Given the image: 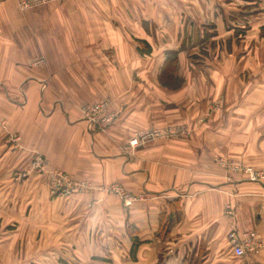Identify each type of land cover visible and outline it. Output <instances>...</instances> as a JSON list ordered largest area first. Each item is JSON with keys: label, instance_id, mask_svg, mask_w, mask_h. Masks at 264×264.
I'll return each mask as SVG.
<instances>
[{"label": "crops", "instance_id": "obj_1", "mask_svg": "<svg viewBox=\"0 0 264 264\" xmlns=\"http://www.w3.org/2000/svg\"><path fill=\"white\" fill-rule=\"evenodd\" d=\"M246 1L236 10L232 0L217 6L215 1L206 7L211 17L189 21L181 39L178 21L177 46L160 52L164 38L152 37L151 29L161 24L144 20L143 37L136 36V0H59L26 12L15 0H0V120L3 132L18 135L23 148L9 149L0 132V169H22L32 151L76 180L104 188L115 184L142 196L124 212L104 192L68 199L82 213L80 226L74 221L71 227L112 235L111 251H119L114 246L120 236L127 264H264V51H247L248 44L262 48L264 36L260 30L251 40L235 37V25L212 18L218 9L227 18L232 10L252 14L246 23L263 32V6L258 14L252 10L259 5ZM120 11L126 18H119ZM215 24H227V35L216 38L202 30ZM183 42L206 49L194 47L187 55L179 47ZM238 43L245 51H232ZM189 59L201 60V67L186 72ZM167 75L179 83L176 88L160 83ZM100 102L117 118L106 133H91L79 108ZM168 127L187 133L127 147L140 131ZM218 158L262 178L253 182L243 172L230 173ZM161 227L167 234L159 239ZM232 229L239 237L254 232L258 253L236 259L227 240ZM131 236L138 242L133 255Z\"/></svg>", "mask_w": 264, "mask_h": 264}, {"label": "rangeland", "instance_id": "obj_2", "mask_svg": "<svg viewBox=\"0 0 264 264\" xmlns=\"http://www.w3.org/2000/svg\"><path fill=\"white\" fill-rule=\"evenodd\" d=\"M215 1V6L224 3V0H136V10L132 14L135 16V23L137 26L136 36L143 37L144 20L152 21L155 24H161L162 28L153 26L151 29L152 37H155V35L156 37H160L162 35L164 38L165 44H163L162 48L160 45H155L156 49L160 47V52H163V50L167 52L170 49H174L177 46L174 40L178 21H181V25L178 29L177 36L181 39L185 36L183 33H186L189 21H197L200 23L203 21L205 22L209 16L211 17L212 13L205 11H207L206 7L212 6ZM246 2L249 5L252 3L259 5L257 7L254 6L257 9L252 10L253 12H258V14L261 12V6L264 8V2H256V0H247ZM121 3H123V1ZM232 4H234L235 9L233 6L231 9L234 10L245 5L243 0H232ZM142 8H145V10H142ZM247 8L248 7H246V9ZM160 9L165 10L159 11ZM197 9H202L203 12L199 13ZM181 10L184 12H180ZM234 10L227 14L229 17L227 18L224 11L218 9L217 12H215V16H212V18L215 17V21H222L223 23L229 22L230 27L231 25H235L237 28H231L235 37L243 34L248 40H251L255 37V33L257 34L260 30L261 32L258 33L264 36V31L262 32L261 28L257 31L256 29L254 30V24H251L252 21L246 23V20H253L254 15L250 14V16L253 17L249 15L247 17L239 16ZM122 12L123 11H120L119 18H126L128 13ZM133 18L132 16V20H134ZM245 24L248 27L247 30L244 29ZM219 25L220 24L216 26L215 24L213 28H205L202 30L208 34L214 33L216 38L224 37V35H227L228 31L226 27L227 24H225L224 27ZM241 25L243 27L242 30L240 28ZM167 36L171 38V41L168 40ZM212 45H214L212 48L214 51H221L220 44L215 45L212 42ZM180 46L187 55L193 53L194 47L197 49L199 48L201 52H204L202 49H206V44L203 43L199 46H194L188 42H183L179 43V47ZM217 46L220 47V49L217 48ZM244 48V44L238 43L234 46V50L232 49V51L238 53L245 51ZM197 49L195 50L196 52ZM257 50L264 51V44H262V48L260 45H247V51L251 52ZM200 54L204 57L207 56L206 53ZM200 61L201 60L198 59H189L185 61L183 68L186 69V72L192 68L199 69L201 67L199 64ZM42 62L44 63V61ZM171 70H174V68L172 67ZM184 73H182V75H184ZM159 81L162 85L169 86V88H176L179 85V83L173 79L172 75H167L165 77L161 76ZM83 106L79 108L81 119V108ZM109 112L113 111L109 109ZM116 118L117 113L115 119ZM82 121L84 120L82 119ZM110 126L103 132L96 129H89V127L88 129L91 133H106ZM5 127V121L0 120V132H3ZM173 128L178 129L180 127L153 128L149 130H169ZM3 133L2 135L6 134V132ZM176 137L178 136L170 135L164 139L167 140ZM2 142H7L9 149L12 148L14 151L16 149H23L19 146L20 137L18 135L7 133L6 138L2 140ZM25 151L28 150L25 149ZM28 152L29 160L24 163L22 169L13 170L9 168L6 172L0 169V264H127L124 259L127 257L128 253L126 247L123 246L120 236L115 238L116 245L114 246V249L118 247L119 251H111V245L108 244H111L112 238H114L112 235L106 236L100 234V232L97 233V231L91 232L88 227L84 231H80L79 228L71 227V223L74 221L76 227L80 226L79 224L81 221L79 219L82 213L79 212L81 210L80 208L76 210L71 209L68 200L70 197L77 194L104 192L115 196L120 202L121 211H126L129 207L124 206L125 201L122 196L115 194L113 190H121V192L128 194L125 189L115 184L105 188L95 187L86 181L76 180L64 171L54 169L45 156L37 152ZM8 161L9 163H15V157L9 156ZM63 177L74 184L71 190L63 183ZM38 183L40 187L37 189L35 186H37ZM128 195L132 198L134 197L136 201L142 199V196ZM46 198L48 199L46 200ZM135 202H133L132 205ZM92 206V203H88L86 205L87 210H90ZM81 232L83 235H80ZM125 245L127 246V244Z\"/></svg>", "mask_w": 264, "mask_h": 264}, {"label": "built area", "instance_id": "obj_3", "mask_svg": "<svg viewBox=\"0 0 264 264\" xmlns=\"http://www.w3.org/2000/svg\"><path fill=\"white\" fill-rule=\"evenodd\" d=\"M59 0H15L18 9L21 12L30 11ZM42 61H38L35 64H41ZM82 119L86 122L89 129H96L103 132L107 127L111 125L115 119L116 113L109 112V105L106 102H100L89 106H83L81 108ZM187 131L184 128L178 129H169V130H146L136 133L128 142V147L130 149H135L136 147L145 144L146 142L164 139L167 136H182L186 134ZM217 163L226 169L228 172H243L247 175L250 181H258L262 176L258 173H255L251 169H241V167L233 162L226 161L223 159H217ZM64 182L69 190H71L73 183L64 178ZM115 194H119L124 199L125 207H130L136 199L130 197L128 194L121 192V190L113 189ZM227 215H233V209L231 205L226 207ZM227 240L232 249V255L236 259H243L248 253H258V250L261 246L258 243L257 235L254 232H246L239 237L234 229L230 230L227 234Z\"/></svg>", "mask_w": 264, "mask_h": 264}, {"label": "trees", "instance_id": "obj_4", "mask_svg": "<svg viewBox=\"0 0 264 264\" xmlns=\"http://www.w3.org/2000/svg\"><path fill=\"white\" fill-rule=\"evenodd\" d=\"M139 52L146 53L147 52V47H146L145 50L144 49H141ZM167 60H168L169 64H171V65L174 62V59L173 58H169ZM166 234H167V231L164 228L161 227L159 229V231L157 232L156 237L159 238V239H162L163 237L166 236ZM131 238H132L133 246H132V249L130 251V254L133 255L134 254V251H135V248H136V245L138 244V242H137V240H136L135 237L131 236Z\"/></svg>", "mask_w": 264, "mask_h": 264}]
</instances>
